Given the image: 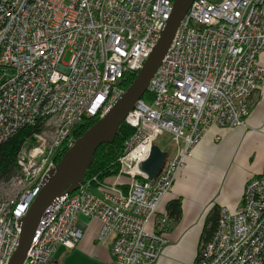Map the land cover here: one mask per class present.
I'll list each match as a JSON object with an SVG mask.
<instances>
[{"label": "built area", "instance_id": "2783aa9c", "mask_svg": "<svg viewBox=\"0 0 264 264\" xmlns=\"http://www.w3.org/2000/svg\"><path fill=\"white\" fill-rule=\"evenodd\" d=\"M173 4L0 0V145L24 127L36 128L16 158L18 173L9 181L15 194L0 199V264L17 250L19 221L56 167L58 150L74 144L73 129L84 117H102L125 93L126 75L144 66ZM262 52L264 0H194L150 81L151 100L142 97L125 118L134 133L118 174L111 183L83 181L58 197L23 264H50L59 247L76 248L83 237L79 215L101 222L98 241L112 238L113 264H154L167 240L163 230H148V222L212 124L246 125L264 84ZM164 133L174 151L150 180L139 167ZM192 264H264V176L246 182L235 211L219 210L215 231L201 240Z\"/></svg>", "mask_w": 264, "mask_h": 264}, {"label": "crops", "instance_id": "0c3cea01", "mask_svg": "<svg viewBox=\"0 0 264 264\" xmlns=\"http://www.w3.org/2000/svg\"><path fill=\"white\" fill-rule=\"evenodd\" d=\"M209 1L220 4L225 0ZM258 63L264 67V52L259 55ZM160 148L168 154L174 151V148L171 152ZM263 173L264 84L252 97L245 126L222 128L212 124L186 158L171 192L147 225L150 231L163 230L167 240L154 264H192L210 211L214 207L235 211L246 182ZM175 199L181 200L178 220L168 216V203ZM166 217L167 221L163 222ZM77 222L83 237L73 250L97 264H113L112 238L105 243L98 241L101 222L84 215H79Z\"/></svg>", "mask_w": 264, "mask_h": 264}, {"label": "water", "instance_id": "95a60500", "mask_svg": "<svg viewBox=\"0 0 264 264\" xmlns=\"http://www.w3.org/2000/svg\"><path fill=\"white\" fill-rule=\"evenodd\" d=\"M193 1L174 0L172 13L162 29L161 37L133 83L95 124L74 141L56 167L46 175L42 188L27 214L19 221L21 229L19 245L8 264H23L46 209L58 197L79 189L83 184L86 171L93 162L96 150L101 144L112 143L119 134V128L125 122V118L147 92L151 79L161 65ZM167 156V151L153 144L148 158L140 164L139 168L152 180L161 173Z\"/></svg>", "mask_w": 264, "mask_h": 264}, {"label": "trees", "instance_id": "16d2710c", "mask_svg": "<svg viewBox=\"0 0 264 264\" xmlns=\"http://www.w3.org/2000/svg\"><path fill=\"white\" fill-rule=\"evenodd\" d=\"M137 74L129 73L126 75L125 88L127 89L135 80ZM151 94L145 93L143 99L149 102ZM98 117H84L82 121L73 129L72 137L74 140L83 135L93 124L96 123ZM33 127H24L16 135L12 136L6 142L0 145V180L9 177L16 169V158L21 149L22 144L32 131ZM134 133L132 127L125 122L119 128V134L112 143H104L96 150L94 159L84 175V183L92 181L96 186L98 183L109 182L119 172L120 166L118 159L122 155L125 142ZM67 147L63 146L58 150L56 162L62 158L67 151ZM264 176V173L262 174ZM93 178L96 181H93ZM169 217L178 220L181 216V200L175 199L168 203ZM219 217V209L214 207L206 218L202 239H208L215 231Z\"/></svg>", "mask_w": 264, "mask_h": 264}, {"label": "rangeland", "instance_id": "374dc122", "mask_svg": "<svg viewBox=\"0 0 264 264\" xmlns=\"http://www.w3.org/2000/svg\"><path fill=\"white\" fill-rule=\"evenodd\" d=\"M68 59L69 55L66 56V60ZM155 143L162 148H167L169 152H171V150L174 148L171 141V136L168 133L161 135ZM16 173H18L17 169H15L13 174H11L9 177L0 181V199H6L15 194L16 191L11 187L9 181ZM112 181L113 179L109 180L110 183ZM50 264H97V262L87 258L84 254L77 250H68L64 247H59Z\"/></svg>", "mask_w": 264, "mask_h": 264}]
</instances>
